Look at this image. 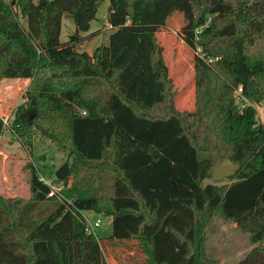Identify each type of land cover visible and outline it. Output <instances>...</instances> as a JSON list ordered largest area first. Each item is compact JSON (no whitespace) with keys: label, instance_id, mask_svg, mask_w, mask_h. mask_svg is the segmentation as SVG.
<instances>
[{"label":"trees","instance_id":"1","mask_svg":"<svg viewBox=\"0 0 264 264\" xmlns=\"http://www.w3.org/2000/svg\"><path fill=\"white\" fill-rule=\"evenodd\" d=\"M104 1L0 0V81L31 79L9 127L31 153L38 132L68 154L54 171L64 200L48 197L32 164L33 201L0 193V264H109L85 210L111 214L106 245L118 264H211L214 218L249 236L233 264H264V121L233 98L242 86L264 100V0H187L192 28H202L193 111L176 107L156 0H110L109 44L80 48ZM66 12L77 33L62 41ZM159 61L168 99L158 113ZM6 128L0 116V135ZM224 158L237 174L204 184ZM45 200L48 214L30 223Z\"/></svg>","mask_w":264,"mask_h":264},{"label":"rangeland","instance_id":"2","mask_svg":"<svg viewBox=\"0 0 264 264\" xmlns=\"http://www.w3.org/2000/svg\"><path fill=\"white\" fill-rule=\"evenodd\" d=\"M110 0H105L99 7L95 19L91 21V28L84 35L80 48L92 53L97 46L109 44L110 34L113 32L108 22ZM192 8L187 0H156V33L162 57L169 68V74L176 91L175 104L179 110L196 109V72L195 56L197 53L195 30L192 28ZM26 25L27 19L22 18ZM76 26L73 16L66 12L63 16L61 40L66 41L75 35ZM161 62H158V104L156 112H160L167 102L166 86L162 81ZM5 79V78H4ZM0 81V104L4 112L8 110L10 120L13 110L25 101L26 89L23 87L5 88V80ZM7 80V79H6ZM29 86V85H28ZM16 87V86H15ZM235 104L243 107L251 104L256 107L259 122L264 121V100L255 102L233 93ZM11 111V113H10ZM1 112V107H0ZM32 153L27 141L16 136L7 127L0 135V193L9 198H23L26 202L33 201V193L29 186L30 164L46 178H54V171L68 159V154L60 151L56 145L47 138L41 137L37 132L33 138ZM213 179H207L204 184ZM225 178L217 183H225ZM45 200L37 205V209L29 214L30 223L42 220L48 214V203ZM52 204V202H51ZM89 219L95 221L101 218L102 222L97 228L99 240L106 260L110 264H118L121 260L119 253L106 245V237L112 232V217L104 214L87 211ZM215 218L208 226L206 236V253L214 262L211 264H232L229 253H245L251 248L248 234L237 231L233 234L231 228L222 226V221ZM33 225V224H32ZM29 230V229H28ZM26 230V232L28 231Z\"/></svg>","mask_w":264,"mask_h":264},{"label":"built area","instance_id":"3","mask_svg":"<svg viewBox=\"0 0 264 264\" xmlns=\"http://www.w3.org/2000/svg\"><path fill=\"white\" fill-rule=\"evenodd\" d=\"M210 18H208V20L210 21ZM202 28H197L195 29V32L198 33L201 31ZM195 33V35H196ZM197 39V38H196ZM197 53L199 55H202V49L201 47L197 46ZM242 86H239L235 89V95L238 96H242ZM3 118L4 121V125L5 127H9L11 120H10V114L7 115H0ZM39 176H40V180L44 181L45 183H47L50 187V190L48 192V197H57L60 198V200H64V194H63V190L65 188V185L63 183V181H56L54 178H46L42 173L39 172ZM87 210L82 211V215L84 217V221H85V229L88 233L94 234L97 236V238L99 239L98 236V232H97V228L100 226L102 220L101 218H97L95 221H92L89 219L88 215L86 214ZM108 262V261H107ZM109 263V262H108ZM110 264V263H109ZM114 264V263H113Z\"/></svg>","mask_w":264,"mask_h":264},{"label":"crops","instance_id":"4","mask_svg":"<svg viewBox=\"0 0 264 264\" xmlns=\"http://www.w3.org/2000/svg\"><path fill=\"white\" fill-rule=\"evenodd\" d=\"M62 22H63V20H62ZM61 33H62V31H61ZM4 80H5L4 83H6V84H4L5 85V88L4 89H7V88H11L12 89V87L13 88L23 87V89H27L28 85L31 82V79L30 78H5ZM2 106L3 105L0 104V107H1L0 115H4V114L7 115L8 114V110L6 112H4V108ZM10 113H11V111H10ZM221 223H222V226L223 227H226V225H228V228H231L232 231L234 232L233 234H236V232L238 231V229L236 227L237 226L236 223H232V222H229V223H223V222H221ZM245 253H240V254L229 253L228 254V257H230L229 259H231L233 261L232 262V264H233L235 261L239 260Z\"/></svg>","mask_w":264,"mask_h":264},{"label":"water","instance_id":"5","mask_svg":"<svg viewBox=\"0 0 264 264\" xmlns=\"http://www.w3.org/2000/svg\"><path fill=\"white\" fill-rule=\"evenodd\" d=\"M240 169V165L235 163L230 158H224L222 162L214 169L212 179L214 181H221L225 178L235 176Z\"/></svg>","mask_w":264,"mask_h":264}]
</instances>
